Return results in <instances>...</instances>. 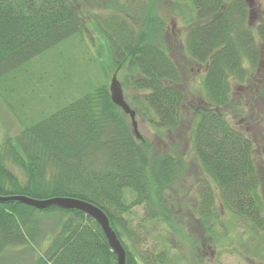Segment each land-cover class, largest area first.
I'll return each mask as SVG.
<instances>
[{
	"label": "trees",
	"instance_id": "obj_1",
	"mask_svg": "<svg viewBox=\"0 0 264 264\" xmlns=\"http://www.w3.org/2000/svg\"><path fill=\"white\" fill-rule=\"evenodd\" d=\"M90 1L0 0V82L48 50L88 33L93 23L136 114L163 133L180 126L184 107L190 111L186 120L194 153L216 187L214 193L207 180L199 183L200 220L211 218L217 199L264 231L258 191L264 174L254 162L251 139L224 113L239 105L232 100L233 88L245 83L260 62L264 18L250 24L244 0H187L179 11L188 16L189 28L178 49L167 39L152 1L94 0L100 9L94 13L85 5ZM186 62L203 68V102L184 106ZM141 143L103 80L3 139L0 195L88 201L108 216L125 248V264H178L168 250H139L137 232L131 236L136 250L123 240L132 208L142 205L144 218L159 220L153 196L167 211L163 193L184 170L182 159L166 154L153 158L149 175ZM4 159L21 170L22 181ZM34 212L51 216L52 223L44 226ZM14 247L36 249L28 264H117L100 225L75 208L0 202V257Z\"/></svg>",
	"mask_w": 264,
	"mask_h": 264
},
{
	"label": "rangeland",
	"instance_id": "obj_2",
	"mask_svg": "<svg viewBox=\"0 0 264 264\" xmlns=\"http://www.w3.org/2000/svg\"><path fill=\"white\" fill-rule=\"evenodd\" d=\"M150 1L162 21L167 39L179 49L189 28L185 22L188 16L183 17L179 7L185 9L187 0ZM85 5L90 12L100 11L94 0ZM250 10L249 22L256 26L264 18V0H253ZM88 28V33L75 36L48 50L32 59L14 76L10 75L0 82V148L5 145L4 138L15 136L23 126L35 122L43 113L54 111L67 100L80 96L103 80L109 82L114 73L127 99L126 88L109 61L103 39L93 23H88ZM260 47L261 58L257 67L250 71L245 83L236 84L233 88L232 100L238 101L239 105L233 106V110L232 107L226 108L224 113L235 128L251 139L254 162L264 174V41ZM182 64L184 106L190 102L202 103L199 72L203 68L188 62ZM190 116V111L184 107L180 126L162 133L136 114L137 129L142 138L141 147L147 156L148 174L153 158L166 154L182 159L184 170L163 193L167 211L153 196L154 181L152 177L149 178L159 220L144 218L143 206H134L130 214L126 215L127 228L130 229L122 235L123 240L134 251L131 236L137 232L141 236L139 250L152 247L168 250L176 257L178 264H264V231L254 229L249 221L235 216L217 199L212 205L211 218L206 222L200 220L199 183L207 180L214 193L216 187L194 153L189 136L190 124L186 120ZM4 163L18 179L23 180L22 172L15 164L9 159H4ZM261 182L258 191L263 200V214L264 178ZM132 197L133 193L129 199ZM164 212L168 213L167 218H164ZM33 216L40 219L44 226L50 225L53 220L41 212H34ZM27 249L14 247L13 250H6L0 257V264H28L36 249Z\"/></svg>",
	"mask_w": 264,
	"mask_h": 264
},
{
	"label": "water",
	"instance_id": "obj_3",
	"mask_svg": "<svg viewBox=\"0 0 264 264\" xmlns=\"http://www.w3.org/2000/svg\"><path fill=\"white\" fill-rule=\"evenodd\" d=\"M249 5L251 0H246ZM109 91L111 101L120 107L128 116L131 122L133 133L136 138L141 139V136L137 129V122L135 119V110L130 107L124 98L123 91L119 80L114 73L109 82ZM16 200L36 208H45L50 205H55L61 208H75L85 212L93 217L103 230V233L107 239V242L114 252L117 260V264H125V249L116 235V232L111 227L108 216L98 206L75 197L57 196L48 199H37L25 195H0V202Z\"/></svg>",
	"mask_w": 264,
	"mask_h": 264
},
{
	"label": "flooded vegetation",
	"instance_id": "obj_4",
	"mask_svg": "<svg viewBox=\"0 0 264 264\" xmlns=\"http://www.w3.org/2000/svg\"><path fill=\"white\" fill-rule=\"evenodd\" d=\"M253 1V0H252Z\"/></svg>",
	"mask_w": 264,
	"mask_h": 264
}]
</instances>
